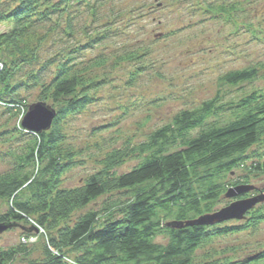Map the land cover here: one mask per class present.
I'll use <instances>...</instances> for the list:
<instances>
[{
	"label": "rangeland",
	"instance_id": "rangeland-1",
	"mask_svg": "<svg viewBox=\"0 0 264 264\" xmlns=\"http://www.w3.org/2000/svg\"><path fill=\"white\" fill-rule=\"evenodd\" d=\"M209 6L222 7L223 12ZM238 6L241 10L235 11ZM61 8L50 20L39 22L42 26L33 41L38 50L36 62L29 67V73L26 68L17 70L15 78L28 81L31 71L38 72L44 66L52 72L78 49L73 64L90 86L91 101L86 108L67 114L61 121L64 148L76 155L75 164L64 175V187L83 184L102 168L101 160L107 153L122 149L129 142L136 146L146 141L152 132L172 122L183 110L199 108L216 96L227 103L237 102L254 91L264 92V0H84ZM68 25L72 28L70 35ZM12 27L11 21L1 22L0 33ZM12 59L10 55L5 57L8 65ZM251 66L260 68L253 82L233 86L221 79L231 70ZM45 70L48 81L50 71ZM20 93L27 104L23 111L0 104V176L20 166L19 159L31 138L16 128L21 126L29 107L41 100L39 87L24 85ZM232 118L229 112L221 116L222 121ZM247 156L245 166L227 175L224 184L247 177L248 183L231 187L251 185L254 189L233 197L224 193L214 211L264 194V172L250 167L253 162L264 161V136L247 151ZM142 157L136 153L128 156L114 168L115 173L131 170ZM129 196L122 191L106 193L75 210L65 224H73L90 210L102 214L111 201L124 207ZM7 209L8 202L0 197V215ZM257 209L264 213V200L251 210ZM114 215L120 217L121 213L117 210ZM248 219L246 214L240 220L217 223L246 227L240 232L214 236L196 251L194 264L215 259L243 261L262 253L264 220L250 223ZM36 228L23 223L0 232V248H25L13 262L4 264L40 262L45 258L46 245L58 253L49 245L47 230L37 225ZM167 241L164 233L155 238L157 243ZM66 253L71 257L68 264H77L79 252L71 248ZM261 263L264 264V258Z\"/></svg>",
	"mask_w": 264,
	"mask_h": 264
},
{
	"label": "trees",
	"instance_id": "trees-1",
	"mask_svg": "<svg viewBox=\"0 0 264 264\" xmlns=\"http://www.w3.org/2000/svg\"><path fill=\"white\" fill-rule=\"evenodd\" d=\"M72 1L80 4L84 0L57 3L53 0H0V23L8 20L13 24L8 32L0 33V104L10 110L23 111L27 104L20 89L33 85L40 89V101H51V106L57 110L48 130L33 133L21 126L16 128L31 139L19 159L20 166L0 176V197L8 202L7 211L0 215V224L7 225V229L24 223L33 229L37 225L47 230L49 245L58 253H53L46 245L45 258L34 264H68L71 257L66 250L71 248L79 252L77 264H194L196 251L214 236L240 232L246 226L172 227L168 224H185L214 212L220 197L231 186L248 183L246 177L224 184V178L245 166L249 159L247 151L264 136V92L254 91L237 102L227 103L220 102L216 96L199 108L183 110L172 122L152 132L146 141L136 146L129 142L122 149L107 153L101 160L102 168L83 184L64 187V175L75 164L76 155L64 148L61 121L67 114L86 108L91 101L90 86L83 72L73 64V55L78 49L52 72L44 66L38 72L31 71L28 81L15 77L17 70L23 68L29 73V67L36 62L38 50L33 41L37 40V30L42 26L39 22L50 20L52 14ZM215 7L209 6L213 11L223 12L222 7ZM234 9L241 10L239 6ZM71 30L68 25L69 35ZM7 55L13 57L9 65L5 61ZM43 70L50 71V80H45L47 74ZM259 72L260 68L251 66L231 70L221 79L234 86L253 82ZM228 112L234 118L222 121V114ZM134 153L142 155V160L131 170L116 174L114 168ZM250 167L264 172V161L253 162ZM115 191L130 195L124 207L111 201L103 208L105 218L101 217V212L90 210L73 224H65L75 210ZM117 210L120 217L114 215ZM247 214L250 223L264 220V213L259 209ZM160 233L167 234L166 243L155 242ZM24 249L0 248V264L13 262ZM263 258L264 251L243 261L215 259L199 264L259 261L258 264H263Z\"/></svg>",
	"mask_w": 264,
	"mask_h": 264
},
{
	"label": "water",
	"instance_id": "water-1",
	"mask_svg": "<svg viewBox=\"0 0 264 264\" xmlns=\"http://www.w3.org/2000/svg\"><path fill=\"white\" fill-rule=\"evenodd\" d=\"M56 115L57 111L53 106L47 104L46 102L39 101L29 107L28 113L23 118L22 127L28 131L40 133L51 128ZM252 189H254V186L251 185L231 187L227 192V196L233 197ZM263 200L264 194L261 193L251 198L237 200L220 210L203 214L194 220L186 221L185 224L173 222L168 225L172 227H181L183 225H214L231 219L240 220L243 219L246 216V213L258 202ZM6 229L7 225L0 224V232Z\"/></svg>",
	"mask_w": 264,
	"mask_h": 264
}]
</instances>
